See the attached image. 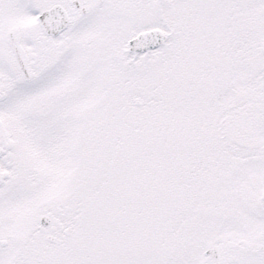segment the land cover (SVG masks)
<instances>
[{
	"label": "snow or ice",
	"instance_id": "snow-or-ice-1",
	"mask_svg": "<svg viewBox=\"0 0 264 264\" xmlns=\"http://www.w3.org/2000/svg\"><path fill=\"white\" fill-rule=\"evenodd\" d=\"M0 264H264V0H0Z\"/></svg>",
	"mask_w": 264,
	"mask_h": 264
}]
</instances>
